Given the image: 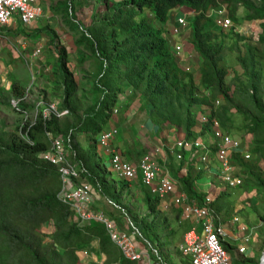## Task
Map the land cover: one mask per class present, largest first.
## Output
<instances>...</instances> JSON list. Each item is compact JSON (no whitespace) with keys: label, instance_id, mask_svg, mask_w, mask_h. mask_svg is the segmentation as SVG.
<instances>
[{"label":"trees","instance_id":"1","mask_svg":"<svg viewBox=\"0 0 264 264\" xmlns=\"http://www.w3.org/2000/svg\"><path fill=\"white\" fill-rule=\"evenodd\" d=\"M65 3L64 6L71 8L73 0ZM223 4L227 5L235 24L259 21L261 31L257 40L234 29L211 27L213 17L208 11ZM105 6L101 16L98 13L91 24L77 29L79 43L98 62L93 81L96 100L79 111L75 69L69 62L66 47L56 45L58 57L52 67V83L61 96L58 106L61 116L52 114L44 118L40 113L27 126H17L12 132L0 128V264H97L84 261L78 253L81 246L91 243L95 237L100 239V248L110 260L116 259L119 247L105 228L98 222L83 226L74 209L61 200L63 183L59 169L42 159L41 153L51 143L48 133L53 137L62 135L67 147L75 152L73 159L81 166V176L102 193L115 196L96 159V138L113 112L116 97L127 86L133 88L145 106L152 107L153 122L170 124L187 139L206 136L210 131V125L203 126L201 132L195 130L199 122V113L193 112L196 104L201 113L208 112L210 119H218L225 131L231 133L235 128L244 131L250 136V145H246L255 159L246 161L240 152H234L231 159L246 177L249 189L264 194L261 167L264 161V0H117L114 3L106 0ZM180 7L195 13L189 28L190 43L201 60L198 69L183 66L180 63L183 56L178 58L174 53L169 34L174 29L171 14ZM70 13L76 19L73 11ZM228 51L237 54L242 69L227 65ZM196 71L200 74L199 81L195 79ZM12 89L20 94L17 83H13ZM19 107L20 112L35 108ZM236 115L240 117L239 125L234 121ZM80 134L94 138L89 140L88 147L78 138ZM216 149L214 146L213 151ZM191 185L189 178L183 180V189L202 202L204 195H196ZM151 206L154 212L155 203ZM212 206L218 213L229 216L234 202L228 200L227 193L221 192ZM260 219L264 223V214ZM46 223L53 230L45 234ZM141 227L153 246H164L160 232L170 227L167 218L152 222L143 218ZM45 236L48 241L44 240ZM262 253L253 259L254 264H259ZM119 258L121 264H136L121 250Z\"/></svg>","mask_w":264,"mask_h":264},{"label":"crops","instance_id":"2","mask_svg":"<svg viewBox=\"0 0 264 264\" xmlns=\"http://www.w3.org/2000/svg\"><path fill=\"white\" fill-rule=\"evenodd\" d=\"M82 1L83 0H73L71 8L67 7L70 12L73 11L74 15H76V19L72 18V16H70L71 19L66 17V28L64 27L61 29V31H68L66 32V43L63 45L66 47L69 55L71 54V51L75 49L79 52L78 57L75 59L69 58L70 64H72L75 69V75L78 82L80 77L86 72L82 71L79 67V63L84 61L92 62L94 61V57H89V53L86 51L85 46L79 43L80 36H74V34L79 32L77 29H80L81 26H88L91 24L94 17L97 15L95 13L99 9V5L102 4L103 1L104 4H106V0H94L95 4L91 6L92 10L96 9V11H92L91 19L88 22H85L78 17L83 13V9L86 8L84 6L81 7L80 2ZM108 1L114 3L117 0ZM38 2L43 6L44 12L33 23L24 25L16 16L9 24L0 27V68L3 70H11L12 64L16 63V60H22L25 55H30V52L28 53L27 51L31 48L32 41L33 43L36 42L35 48L33 49L34 52L38 45L44 43L49 44L48 40H50V38L47 40L48 34L56 35L54 30L56 32L57 30L54 28V25L51 26L54 29L52 31L51 28L47 27L48 23H52V17L49 18L48 21H45V18H42V16L45 13V9H53L54 11L58 10L59 13L63 14L61 9L66 7L64 6V4L66 5L65 0H45V5L42 4L41 0H38ZM104 11H101L99 16H101ZM53 14L56 15L55 13ZM174 18L175 17L173 16L172 22L175 20ZM78 23L80 24L78 25ZM83 57H86L84 61L82 60ZM185 58L187 60V57ZM51 61L53 67L55 59L52 58ZM198 76L200 79V74H198ZM4 80H6L5 76L0 75V81ZM80 84L81 81L79 82V85ZM52 85L53 83L51 86ZM53 87L54 86H52V88ZM1 105L0 102V106ZM115 109L117 111H115ZM151 111L152 107L150 105L145 106L140 97L134 93L133 88L127 86L116 97L113 103V112L107 122L103 125L101 133L105 130L116 128L118 131L112 138L113 149L122 153L126 159L131 160L134 163H138L143 154L150 153L163 166V173L168 171L173 177L177 184L176 193L171 194L164 199H159L151 195L148 188L142 184L140 178L128 181L119 177L112 169L110 153L105 150L99 142L100 133L96 138L98 139L96 159L99 161V167L103 169L104 174L106 173L107 176L105 180L109 184L112 194L115 196L106 192L102 193L91 184L93 199L92 207L104 211L117 221L121 229L131 233V235L137 240L139 246L150 253L155 264H163L165 262L164 258L166 259V257L161 251L163 250L164 253L169 254L168 248H171L174 245H177L176 250L178 253H170L173 261L171 263L191 264L189 257L184 255L180 249L184 238L177 244L176 240L178 239H175L174 241V236L177 238L180 237V234H182L183 231H185L186 235V233L192 229H195L200 233L201 223L196 217L186 218L183 216L181 205L175 202V195L184 192L189 196L191 201H198L196 197L189 195L183 189V180L187 178L192 182L191 188L196 195H204L203 197H205L208 194L216 193L215 190L217 189V186L211 181V179L213 180V178L215 179L216 177L222 179L220 168L221 162L216 155H214L210 164L203 165L200 161L202 151L178 147L177 142L185 139L184 134L177 132L170 124L165 123L159 125L153 122ZM193 112L195 114L199 113V115L203 114L200 112V106L198 104L193 107ZM4 126L6 128L5 124ZM196 127L198 128L197 131L201 132L199 122ZM201 137L208 141L210 139L212 140V136L208 133L206 136ZM78 138L85 147H88L89 140L94 139L93 137H87L85 134H80ZM179 153H183L181 159L178 158ZM84 179L86 178L83 176H81L80 179H75V184L79 185ZM218 196L219 195L214 194V200ZM152 203H155L154 212L151 206ZM248 203L250 202L248 201ZM244 207L245 204L242 200L237 199L234 203V209L231 215L226 216L225 214L217 212L220 215L222 224L227 232V236L224 239V245L233 255L235 264H248L250 261H253L256 257L255 251L261 242V237L264 232V223L260 219L263 214L257 212V209L252 213L251 211L255 208H248L245 212ZM159 212L162 214L161 216L157 215ZM143 218L147 219L149 222L156 221V219L161 221V219L167 218L170 227L160 232V236L164 238V246L161 248L153 246L146 237L144 239L143 236L145 235L143 234V231H141V220ZM236 218H238V220ZM92 222L98 221L93 220ZM98 223L104 227L102 223ZM44 226L47 227L50 232L52 228L51 224L46 223ZM178 227H181L179 231H177ZM142 238L144 239V242H147L150 246H147L142 242ZM241 247L246 248L244 253L240 252ZM78 253L80 258L86 262H96L97 264H121L119 260V248H117L116 259L110 260L109 255L100 248V239L98 237H95L91 243L81 246ZM136 264L145 263L136 261Z\"/></svg>","mask_w":264,"mask_h":264},{"label":"built area","instance_id":"3","mask_svg":"<svg viewBox=\"0 0 264 264\" xmlns=\"http://www.w3.org/2000/svg\"><path fill=\"white\" fill-rule=\"evenodd\" d=\"M44 12L43 6L38 0H0V27L9 24L16 16L24 25L31 24ZM184 22V19H180ZM229 23H225L228 26ZM3 36V35H1ZM45 43L36 47L33 56H39L44 52ZM180 50L181 47L177 46ZM219 103V101H217ZM20 110L19 105L15 106ZM19 107V108H18ZM25 110H23L24 112ZM115 111H117L115 109ZM44 118L52 114L61 116L56 103L52 104L48 112H41ZM40 114V113H39ZM37 117V116H36ZM200 131L203 126L210 125L207 133L212 140L203 137L196 139H182L177 142L178 147L197 149L202 151L200 161L203 165L211 163L214 155L221 162V177L229 187H240L244 184V178L235 171V165L231 156L234 152H240L241 156L250 161L255 156L239 138L225 131L216 118H209L208 113L199 115ZM117 129H108L101 133L100 144L111 155V166L119 177L132 181L140 178L152 196L164 199L176 193L177 184L168 171L163 173V166L150 154L141 156L138 163L126 159L122 153L112 147V138ZM51 138L48 148L41 153V158L49 161L58 167L63 183L60 198L68 203L76 212L80 223L84 226L91 224L93 220L102 223L111 240L120 248L122 254L131 260L145 264H155L150 253L141 248L131 233L119 227L116 220L104 211L92 207V185L84 179L79 185L75 179L81 178L80 164L73 159L75 152L66 145L62 135ZM216 146V151L213 147ZM183 153L178 154L181 159ZM175 202L182 207V214L186 218L196 217L201 223V232L195 229L188 231L180 246L182 253L189 257L191 264H235L233 255L225 247L224 239L227 236L226 228L222 224L221 217L212 206L214 194L206 195L202 202L191 201L189 196L180 192L175 195ZM238 220V218H236ZM246 248L241 247L240 252L244 253ZM163 264H168L164 262Z\"/></svg>","mask_w":264,"mask_h":264},{"label":"rangeland","instance_id":"4","mask_svg":"<svg viewBox=\"0 0 264 264\" xmlns=\"http://www.w3.org/2000/svg\"><path fill=\"white\" fill-rule=\"evenodd\" d=\"M42 4L45 5V0H41ZM96 1V0H95ZM81 3V7H86L83 9V13L80 14L78 17L81 20H84L85 22L89 21L91 19L92 11H96V9L92 10V6L95 2L94 0H83ZM104 1L102 4L99 5V9L95 14L101 13L99 11L105 10V4ZM91 6V7H90ZM80 7V8H81ZM244 9V8H242ZM241 9V11H242ZM62 13H59L58 10L54 11L53 9H45V13L42 16V18H45V21H48L49 18L52 19V23H48L47 27L51 28V31L54 30L51 26L54 25V28H56L57 32L54 30V33L56 35L48 34V38H50L49 44H46L45 50L43 54L39 57L32 56L33 49L35 48V43L33 41L31 42L32 45L31 48L28 49V53L30 52V55H25L22 60H16V63L12 64L11 70H3L0 68V75L5 76L6 80L0 81V128L5 127L6 130L9 132L14 131L17 126H27L29 123H31L36 116L41 112H48L50 110V107L52 104L56 103V107L59 106L61 102V98L59 96V92L57 93L54 91V87L52 88V79H53V72H52V61L51 59L54 58L57 59L58 55V48L56 45H62L64 47V43H66V32L68 31H61L62 28H66V19H71V13L70 10L67 7H63L61 9ZM241 11L239 12L241 14ZM55 13L56 15H54ZM179 13H182V10L180 8H176L173 12V15H179ZM243 14H241L242 16ZM217 18H224V15L216 14ZM67 17V18H66ZM66 18V19H65ZM236 26V29L238 32H241L242 34L252 35L254 37V40H257L258 33H260L261 29L259 27V21H252L247 22L243 21ZM213 27L219 28V24H214ZM69 29V28H68ZM79 35L78 32L74 34V36ZM51 36V37H50ZM189 36V31H182L181 35L173 37L174 40H178L179 42H182L183 39ZM53 37L55 42H53ZM35 38V36H34ZM57 39V40H56ZM192 39V38H191ZM64 40V42H63ZM46 42V41H45ZM190 42V39H189ZM184 43V50L182 52V61L180 63L183 66H189L191 65L194 69H198L199 64L201 60L199 59L198 55L195 53V51L192 49L191 45L183 41ZM21 55V54H20ZM79 52L78 50L71 51V54L69 55V58L75 59L78 57ZM187 57V60L186 58ZM94 61H84L79 63V67L82 69V71H86L82 77H80L79 82L81 81V84L79 85L78 93L76 94V98L79 102V111H84L88 103H92L97 98V92L94 88L93 81L95 73L97 72V65L98 62L95 58H93ZM226 63L227 65H232L236 67L237 69H242L240 67V64L237 60V54L232 51H228L226 54ZM88 68V69H87ZM81 74V72H80ZM199 71H196L194 73L196 81H199ZM244 78V77H243ZM3 79V78H2ZM1 79V80H2ZM229 81H231V77L228 78ZM11 82V83H10ZM17 83L18 88L20 89V94H16L14 90L12 89L13 83ZM83 84V85H82ZM200 91H202V86L200 85ZM22 106V105H32L35 106L33 110H25L24 112H20L19 109H16L15 106ZM59 116V113H58ZM234 121L237 122L236 124L239 125L240 117L238 115L235 116ZM197 127L195 126V130L197 131ZM231 134L237 138H239L244 144L250 145V139L249 135L245 134L244 131H241L239 129H232ZM248 139V140H247ZM247 140V142H246ZM249 141V142H248ZM246 142V143H245ZM255 158H252L254 160ZM261 167L264 172V161H261ZM235 171L239 173V166L235 165ZM244 178V177H243ZM213 183L216 184V195H220L221 192H225L228 194V200L233 201L234 203L237 201V199H241L242 202L245 204L244 211L246 212L248 208H255L251 212L254 213L257 209V212L264 214V194L262 192L257 191L256 189H249L246 177L244 178V184L240 187H228L226 182L222 180L221 178H213ZM214 187V186H213ZM248 201L251 203H248ZM181 227H178L177 231H179ZM53 230L51 228L50 232ZM44 233H49V230L47 227H43ZM185 236V231H183L182 234H180V237L174 236L177 241V244L180 243ZM145 239V236H143ZM48 237L45 236L44 240L48 241ZM144 239L142 238V242H144ZM145 243V242H144ZM147 246H150L147 242L145 243ZM264 232L261 237V242L259 243L257 250L255 251L256 256L259 255V253L264 251ZM177 245H174L171 248H168L169 254L164 253L162 250L161 253H163L166 257L164 258L165 262L168 264H172V258L170 256V253H178ZM262 255V254H261ZM248 264H254L253 261H250ZM261 264V263H260Z\"/></svg>","mask_w":264,"mask_h":264},{"label":"clouds","instance_id":"5","mask_svg":"<svg viewBox=\"0 0 264 264\" xmlns=\"http://www.w3.org/2000/svg\"><path fill=\"white\" fill-rule=\"evenodd\" d=\"M180 9L182 10V13H179V15H177V16L173 15L174 11L171 14L172 20H173V16L175 17L174 18L175 20L173 22L171 20L172 26L174 27L173 34H171L169 32V34H170V36L172 38V41L174 42V45H173L174 46V53L176 54V56L178 58L180 56H182L181 54H182V52L184 50L183 41L188 42L191 45L192 49H193V44L189 42V39H191L190 34H192V32L190 31V28H189V22L192 20L194 14H195L194 11H192L191 9H189L187 7H180ZM208 13L213 17V23L211 25L212 28H215V27H213L214 24H216V25L219 24V28H223L225 30L234 29V30L237 31L235 25L238 26L239 23L235 24L233 22L232 18L229 16L226 4H223V5L218 6V7L213 6V7L210 8ZM216 14L224 15V18H217ZM180 19H184V22H181ZM225 23H229L228 26H226ZM182 31H189V36L186 37L185 39H183L182 42H179L178 40H174L173 37H175V36L179 37L181 35ZM177 46H180L181 49L178 50ZM187 68L190 69L189 66H187ZM205 113H208V112H205Z\"/></svg>","mask_w":264,"mask_h":264},{"label":"water","instance_id":"6","mask_svg":"<svg viewBox=\"0 0 264 264\" xmlns=\"http://www.w3.org/2000/svg\"><path fill=\"white\" fill-rule=\"evenodd\" d=\"M263 256H264V251H263V253H262L261 257H260V262H259V264L261 263Z\"/></svg>","mask_w":264,"mask_h":264},{"label":"bare ground","instance_id":"7","mask_svg":"<svg viewBox=\"0 0 264 264\" xmlns=\"http://www.w3.org/2000/svg\"><path fill=\"white\" fill-rule=\"evenodd\" d=\"M261 264H264V256H263V258H262Z\"/></svg>","mask_w":264,"mask_h":264}]
</instances>
